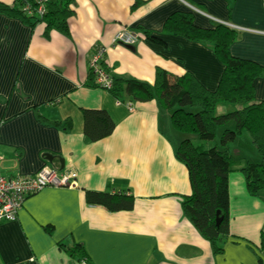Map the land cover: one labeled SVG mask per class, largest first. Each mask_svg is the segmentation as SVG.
Returning <instances> with one entry per match:
<instances>
[{
	"label": "crops",
	"instance_id": "obj_1",
	"mask_svg": "<svg viewBox=\"0 0 264 264\" xmlns=\"http://www.w3.org/2000/svg\"><path fill=\"white\" fill-rule=\"evenodd\" d=\"M17 1L0 3L17 8ZM71 8L70 37L0 14V174L34 177L50 166L75 175L70 187L28 196L16 221H0V264H79L81 257L67 251L75 246L88 264H264V192L251 196L244 175H230L229 233L217 253L182 208L192 188L176 158L183 136L170 113L157 101L133 102L129 110L89 81L94 48L104 46L115 78L152 85L162 68L175 76L189 72L215 91L224 65L205 45L164 33L175 13H190L201 29L235 30L230 54L264 69V0H74ZM126 28L142 40L112 44ZM254 86L264 102V73ZM84 109L107 111L116 126L112 136L87 143ZM235 109L220 104L216 114ZM237 148L232 152L241 158ZM87 192L131 196L134 207L109 211L89 203Z\"/></svg>",
	"mask_w": 264,
	"mask_h": 264
},
{
	"label": "trees",
	"instance_id": "obj_2",
	"mask_svg": "<svg viewBox=\"0 0 264 264\" xmlns=\"http://www.w3.org/2000/svg\"><path fill=\"white\" fill-rule=\"evenodd\" d=\"M37 1L18 0L17 8L0 3V14L18 18L30 27L45 23L46 34L57 31L70 37L69 19L74 14L71 8L74 0H68L63 5L48 0L47 13L42 18L36 13L31 16L24 11L27 4L35 8ZM140 32L145 38L155 39L147 32ZM164 33L203 44L214 52L225 68L217 89H206L189 72L175 76L157 68L152 85L135 79H118L112 74L113 88L106 91L123 99L117 101L125 106L129 103L134 105L133 102L157 101L163 110L170 113L173 129L183 136L176 150V158L187 168L192 188L191 194L184 197L182 208L194 227L218 253L221 249L218 241L229 233L230 175L236 171L242 173L251 196L257 197L264 192V102L256 100L254 86L264 69L252 61L230 54V47L239 36L225 25L201 29L194 24L190 13H175L167 20ZM89 81L90 86L102 89L95 84L91 70ZM220 104H230L236 109L218 116L216 108ZM82 116L87 143L99 142L114 133L116 126L107 111L84 109ZM71 124L70 119L66 120L68 128ZM231 124L233 129L230 128ZM244 135L252 142L260 161L241 159L230 150V145ZM192 136L204 142L218 139L221 148L214 146L205 149L202 144L195 145ZM86 198L89 203L103 206L109 211H129L134 207L133 197L127 195L87 192ZM218 212L223 219L219 227L216 226ZM261 241L260 248L263 250L264 236ZM67 251L81 257L79 264L88 261L82 246Z\"/></svg>",
	"mask_w": 264,
	"mask_h": 264
},
{
	"label": "built area",
	"instance_id": "obj_3",
	"mask_svg": "<svg viewBox=\"0 0 264 264\" xmlns=\"http://www.w3.org/2000/svg\"><path fill=\"white\" fill-rule=\"evenodd\" d=\"M48 0H38L35 8L30 4L24 7V11L29 15L43 16L47 11ZM143 37L138 33L126 28L119 32L112 41L114 45L135 46ZM107 48L96 46L90 61V70L94 73L95 84L102 89L111 90L113 88V77L106 63ZM121 104V102H118ZM134 105L129 103L126 107L133 110ZM2 157L0 156V163ZM75 177L72 173L44 166L34 177H14L7 178L0 174V221L13 222L17 220L18 212L28 196L34 195L45 188L50 187H70V180ZM80 264H88L82 261Z\"/></svg>",
	"mask_w": 264,
	"mask_h": 264
},
{
	"label": "rangeland",
	"instance_id": "obj_4",
	"mask_svg": "<svg viewBox=\"0 0 264 264\" xmlns=\"http://www.w3.org/2000/svg\"><path fill=\"white\" fill-rule=\"evenodd\" d=\"M47 6H48V4H47ZM47 6H46V8H47ZM46 13H47V11H46ZM46 13H45V14H46ZM45 14H44V15H45ZM35 15H36V14H35ZM44 15H43V16H44ZM36 16H38V17H40V18L43 17V16H40V15H36ZM233 109H234V107H233ZM230 128H232V129L234 128V127H233V124L230 125ZM192 137H193V138H192ZM192 137H191V138H192L193 141L195 142V143H194L195 145H198V146H199L200 144H202V145H204V148H205V149H209V148L214 147V146H217L219 149L221 148L218 139H216L215 141H212V142H204V141H200V140L198 139L197 136H192ZM208 144H209L210 146H208ZM234 145H237V146H238L237 149H239V150L243 153V154L241 155V158H242V159L247 158V159H249L250 161H254V160H253L254 157H255V159L259 157V155H258L256 149L254 148L252 142H251L247 137H245V135L242 136V137H239L237 143H235V144H231V145H230V149H232V146H234ZM231 151H233V149H232ZM256 160H257V159H256ZM254 162H255V161H254ZM262 193H263V192H262Z\"/></svg>",
	"mask_w": 264,
	"mask_h": 264
},
{
	"label": "water",
	"instance_id": "obj_5",
	"mask_svg": "<svg viewBox=\"0 0 264 264\" xmlns=\"http://www.w3.org/2000/svg\"><path fill=\"white\" fill-rule=\"evenodd\" d=\"M130 47V46H128ZM49 161H51V158L48 159ZM223 219L220 217V212L217 213V218H216V226L219 227L220 224L222 223Z\"/></svg>",
	"mask_w": 264,
	"mask_h": 264
}]
</instances>
